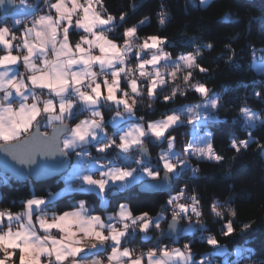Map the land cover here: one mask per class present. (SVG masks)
Returning <instances> with one entry per match:
<instances>
[{
  "label": "snow or ice",
  "instance_id": "6c2138e0",
  "mask_svg": "<svg viewBox=\"0 0 264 264\" xmlns=\"http://www.w3.org/2000/svg\"><path fill=\"white\" fill-rule=\"evenodd\" d=\"M4 3L5 0H0V5ZM20 3L24 4L25 0ZM207 3L208 0H201V5ZM26 7L30 12L24 18L13 17L11 28L7 17L0 19V46L6 49L0 55V69H3L0 70V150L11 157L12 166H27L28 170L39 172L51 166L50 158L57 157L59 163L79 168L73 175L80 183V191L97 190L105 202L110 191L119 194L133 181L147 176L150 181L144 190L169 192L165 202L172 212L168 235L174 243L183 235L178 227L181 220L187 221L186 230L207 232L199 195L193 191L187 196L188 185L175 193L172 191L174 182L185 172L199 177L200 169L191 164L193 158L216 163L225 159L216 152L211 132L197 135L183 146L182 152L177 151V138L171 135L184 123L207 127L224 106L222 95L206 83L191 82L193 69L209 75L210 70L200 62L203 49L197 45L194 51L173 59L165 51L170 43L168 37L151 35L137 43L141 40L138 27L148 21L147 17L139 25L125 28L117 39H111L108 33L114 31L117 23L126 21L128 13L121 11L119 16L113 15L105 0H37ZM136 7L134 3L132 9ZM38 11L41 14L37 15ZM28 15L32 17L30 21ZM157 15L160 25H164L167 11ZM18 27L22 28L20 42L14 43L18 39L15 33ZM76 29L84 34L73 43L70 36ZM226 47L232 53L228 60L232 61L235 50L231 45ZM203 48L212 49L213 44H204ZM17 49L22 54H13ZM133 59L134 68L130 66ZM12 66H22L25 72ZM181 68L187 69L183 76L185 88L174 87L163 101L174 102L178 94L186 95L192 90L200 95L201 102L173 109L157 120L137 117L138 97L144 95L140 78H147V96L155 100L157 90L169 80L175 81ZM37 90L46 91L47 98ZM253 95L264 101L260 91H254ZM113 107L116 111L111 117L113 130L109 134L105 111L110 112ZM240 113L250 128L264 124V119L248 107L240 108ZM81 116L84 118L80 119ZM66 121L73 123L69 125ZM42 127H51V133L42 132ZM145 140L167 144L158 153L156 165H151ZM252 142L249 133L248 139H232L230 147L240 153ZM256 143L264 154V143ZM90 149L105 154L103 158L112 151L116 155L114 160L101 163L102 157L93 156ZM133 153H138L140 158L136 159ZM73 155L78 165L72 164ZM126 160L136 167L124 166ZM185 199L190 203L181 202ZM24 204L23 212L0 210V264H104V260L107 264H214L209 257L196 260L191 242L170 249L158 239L147 251L124 246L136 239L142 243L150 241L151 231L161 230L163 211L153 217L147 211L136 214L128 204H119V211L110 214L107 219L111 222L106 223L102 216L88 213L85 200L77 201L71 211L52 212L51 218L47 212L49 206H54L51 196H33ZM222 207H227L233 218L221 227V234L227 237L236 232L237 212L228 201L221 205L217 199L210 205L211 212L221 218ZM251 228L250 222L240 225L241 232ZM52 230L62 235H52ZM164 235L161 230V237ZM203 239L214 248L221 247L215 235ZM101 251L106 253L103 260ZM244 251L249 255L254 252ZM90 256L94 258L89 259Z\"/></svg>",
  "mask_w": 264,
  "mask_h": 264
},
{
  "label": "trees",
  "instance_id": "16d2710c",
  "mask_svg": "<svg viewBox=\"0 0 264 264\" xmlns=\"http://www.w3.org/2000/svg\"><path fill=\"white\" fill-rule=\"evenodd\" d=\"M134 3L137 5L135 10L132 9ZM105 5L113 15L119 16L121 11L128 13L126 21L117 23L114 31L108 33L113 39L120 37L125 28L139 25V22L147 17L148 21L138 27V36L141 40L151 35L168 37L170 43L165 46V51L170 52L173 59L194 51L199 45L203 49L200 62L210 71L209 75L205 76L193 69L191 82H204L214 92L222 95L224 106L219 110L217 119L209 122L205 128L212 133L216 152L225 159L216 163L193 158L191 164L200 169L199 177H192L190 171L185 172L174 182L172 189L175 193L180 187L188 185L186 195L190 196L193 191L199 195L204 213L202 220L207 225V232L193 231L187 234L182 232V237L175 244L183 246L191 242L196 260L208 254L214 264H262L264 154L257 147L256 141L264 143V124L257 123L255 127L250 128L245 123L240 108L248 107L264 119V101L253 95L254 91L264 94V72L258 71L254 65L255 60H264V0H209L206 6L201 5V0H105ZM162 10L168 13L164 25H160L157 15ZM226 15L229 19H225ZM207 43H212L213 48L204 49L203 45ZM227 45H231L235 50L232 61L228 60L232 53L227 49ZM186 70L178 71L175 81L169 80L165 86L158 89L155 100L150 99L146 89L142 87L144 95L138 97L140 102L137 105V117H144L146 121L155 120L173 109L200 101V95L192 90H188L186 95L178 94L174 102L163 101V97L170 95L174 87L185 88L183 76ZM141 83L143 85L147 81ZM226 88L231 91L225 92ZM113 111L114 108L110 112L105 111L108 120ZM249 133L253 142L247 150L236 153L230 147L231 140L248 139ZM171 135L177 138V151L182 152L183 146L191 139V125L184 123L172 131ZM145 143L150 149L152 161H158V153L167 144H154L152 140H145ZM113 153L114 151L109 152L106 157L109 158ZM74 159L73 155L72 162ZM129 165L136 166L135 163ZM64 175L34 182L31 178L20 181L0 172V209L17 212L24 207V202L33 196L46 197L51 193L60 192L66 184ZM111 192L108 193L106 204L102 196L95 191L63 192L53 199L54 206H50V209L57 212L71 210V206L77 201L85 200L92 212L104 213L116 211L119 204L126 202L136 214L147 211L151 216H155L166 205L169 196V192H142L139 184L119 194ZM217 199L221 205L228 201L229 206L235 208L237 212L234 223L236 232L227 237L221 234V227L227 220L233 218L227 207L221 209L224 212L222 218L211 212L210 205ZM193 219L195 220V217ZM249 222L252 223V228L247 232H241L240 225ZM161 230L153 229L150 241L142 243L140 239H136L135 242L140 243L141 247H152L158 239L161 242L174 243L168 236L161 237ZM209 234L215 235L220 244H226L232 250L239 246L240 254L237 256L232 254L231 258L226 260L220 255L213 254L214 247L203 239ZM244 249H253L254 252L249 255ZM233 257L236 259L232 260Z\"/></svg>",
  "mask_w": 264,
  "mask_h": 264
},
{
  "label": "crops",
  "instance_id": "0c3cea01",
  "mask_svg": "<svg viewBox=\"0 0 264 264\" xmlns=\"http://www.w3.org/2000/svg\"><path fill=\"white\" fill-rule=\"evenodd\" d=\"M20 2V0H17V3H19ZM52 2H55V0H52ZM30 4V0H25V3L23 4V6H24V9H23V11H20V12H17V13H10L9 14V16H11V20H12V18L13 17H15V18H24L25 17V15H26V13H28L29 12V9L26 7V5H29ZM16 6H17V4H16ZM16 8V7H15ZM14 8V9H15ZM13 9V10H14ZM39 14H41V13H39ZM38 14V15H39ZM74 32V33H73ZM72 32V34H71V36H70V39H71V41L74 43V42H76L78 39H79V35H83L84 33H83V31L82 30H79V29H76V30H74ZM109 38H111L110 36H109ZM111 39H113V38H111ZM94 51H97V54H98V50H94ZM5 52H6V49H4L3 48V46H0V55H3V54H5ZM13 54H22V52H17V51H15L14 50V53ZM37 63H38V61H37ZM130 66H131V63H130ZM13 68H16V67H19V71L20 72H22V69H23V67L22 66H12ZM0 70H3V69H0ZM28 74V73H27ZM122 86H123V84H122ZM38 91V94H40V95H42L43 96V93H41L39 90H37ZM46 92V91H45ZM114 108V107H113ZM115 111H116V109L114 108V111H113V113H112V115H111V117L112 116H114V114H115ZM85 115H87V113H85ZM137 116V115H136ZM111 117H110V119H109V124H110V126L108 127V132H109V134H111L112 133V127H111ZM84 118V116H81L80 117V119H83ZM129 122H131V121H129ZM66 123H68V124H70L69 123V121H66ZM71 125V124H70ZM42 129L45 131V132H48L50 129H51V127H47V128H43L42 127ZM145 145H146V143H145ZM147 146V145H146ZM91 151H92V154H93V156H98L99 154H97L95 151H93L92 149H90ZM109 154V153H108ZM108 154H106V156H108ZM103 155H105V154H103ZM132 155V154H131ZM75 162H78L77 160H76V158L74 159V161L72 162V164H74ZM153 161H151V165H153V163H152ZM101 163H104L102 160H101ZM124 163H126L127 164V166H130V167H136V166H133V165H129L131 162L129 161V160H126V161H124ZM71 169V167L69 168V170H68V172L64 175V179H65V182H66V184H65V187H64V189H62L60 192H58V193H56V194H54V193H51L49 196H51L52 197V199H55V197H57L58 196V194H60V193H63V192H65V193H68V192H73V191H78V190H80V183H79V181L74 177V175H73V173H74V171H78L79 170V168H76V170H74V171H72V170H70ZM145 180H150V178L149 177H147V176H143L142 178H139L138 180H136V181H133L131 184H130V187H132L133 185H136V184H140L141 182H143V181H145ZM77 181V182H76ZM69 188H71V190H68ZM125 190V189H124ZM91 191H95V192H97L99 195H101L97 190H91ZM49 196H46V197H49ZM35 197H39V196H35ZM32 198V197H31ZM30 199V198H29ZM104 201V200H103ZM104 203L106 204L107 202H105L104 201ZM121 204H128V203H126V202H123V203H121ZM129 205V204H128ZM87 206V211H88V213H90V214H92V215H100V216H102L104 219H105V222L106 223H110L111 221H108V219H107V217L110 215V214H115V213H117L118 211H119V207H118V209L116 210V211H106V212H104V213H94V212H92L91 210H90V208H89V206L88 205H86ZM0 210H4V209H0ZM25 210V205H24V207L21 209V210H19V211H17V212H23ZM72 210V209H71ZM71 210H67V211H71ZM13 212V211H12ZM17 212H13V213H17ZM47 212L49 213V218H51V213L52 212H57V211H54V210H52V209H50V206H49V208L47 209ZM159 214V213H158ZM157 214V215H158ZM157 215H155V216H153V217H156ZM171 218H172V215L170 216ZM165 220H166V218L164 219V220H162L161 221V227L163 226V224L165 223ZM52 232H53V230H52ZM51 232V234L52 235H62V233H58L57 232V230H56V232L55 233H52ZM41 234L43 235L44 233H42L41 232ZM88 243H94V241H88ZM124 246H128V247H135V248H137V250L138 251H141V250H143V251H147V249L148 248H150V247H141V244L140 243H136V242H134V243H132V244H128V245H124ZM174 247H176V248H180L179 247V245H177V244H175V243H172V246H170L169 248L171 249V248H174ZM109 251H110V249H109ZM101 253H103V251H101L100 252V254ZM99 254V255H100ZM94 257H89V259H93ZM43 259V258H42ZM100 259H101V257H100ZM104 264H106V263H104Z\"/></svg>",
  "mask_w": 264,
  "mask_h": 264
},
{
  "label": "water",
  "instance_id": "95a60500",
  "mask_svg": "<svg viewBox=\"0 0 264 264\" xmlns=\"http://www.w3.org/2000/svg\"><path fill=\"white\" fill-rule=\"evenodd\" d=\"M17 4V0H5V3L0 5V12L9 15L13 9L16 7ZM70 125V124H69ZM42 132H45L42 128H41ZM52 128L48 131L49 133H51ZM154 144H157L154 142ZM149 153H150V149L148 146H146ZM151 154V153H150ZM40 159H44V158H40ZM152 155H151V161H152ZM14 162L11 161V157L8 156L6 153H4L2 150H0V172L10 176L11 178L20 180V181H26L28 178H31L34 182L37 181H41V180H46L49 178H53L56 176H61L63 174H66L69 170V166L65 163H59V158L57 157H52L50 158V167L47 170L44 171H30L28 170L27 166H20V165H15L12 166ZM150 180H145L143 182H141L139 184V189L142 192H156V191H160V192H165L167 193L168 191L165 190H160V189H155V190H144V186L149 182ZM111 194H114L113 192H111ZM171 222V220L169 221V223ZM168 223V224H169ZM179 229L181 232H183V227L182 224H179ZM168 226H167V236L170 239L171 238L168 235Z\"/></svg>",
  "mask_w": 264,
  "mask_h": 264
},
{
  "label": "rangeland",
  "instance_id": "374dc122",
  "mask_svg": "<svg viewBox=\"0 0 264 264\" xmlns=\"http://www.w3.org/2000/svg\"><path fill=\"white\" fill-rule=\"evenodd\" d=\"M208 1H209V0H208ZM23 9H24L23 4L19 2V3H17V6H16V8L12 11V13H17V12L23 11ZM141 41H142V40H137V43H140ZM254 65H255V67H256V69H257L258 71H260V72H264V60H262V61L255 60ZM182 69H184V68H181L180 70H182ZM162 70H164V69L162 68ZM167 70H168V71H171V68H168ZM180 70H178V71H180ZM177 73H178V72H177ZM144 80L147 81V78H142V79L140 78V82H142V81H144ZM143 88H144V89H147V83H146V84H143ZM200 102H201V100L198 101V102H196V103H191V104H187V105H193V104H197V103H200ZM185 106H186V105H185ZM257 114H258V113H257ZM258 115H259V114H258ZM259 116H260V115H259ZM260 117L262 118V116H260ZM161 118H162V117H161ZM161 118H158V119H161ZM182 118H183V117H182ZM155 120H157V119H155ZM245 123L247 124L246 120H245ZM188 124H189V123H188ZM190 125H191V129H192V136H191L190 141L194 140V138H195L197 135L203 136V135L205 134V132H209L205 127H202V126H199V125H194V124H190ZM247 125H248V124H247ZM166 148H167V146L164 147V148H162V149H166ZM152 163H153V165H156V164H157V161H154V162H152ZM73 165H74V166H75V165H78V162H75ZM70 170L74 171V170H76V168L71 167ZM187 196H189V195L187 194ZM181 202H184V203H190V200L185 199V200H182ZM171 215H172V213H171ZM171 215H170V216H171ZM170 216H169L168 219L165 220V223L163 224V226L161 227V229H163V228L165 227V229L167 230V226H168L169 220L172 219ZM193 220H194V219H193ZM180 223L182 224V227H183V233H186V234H187V233H192V232L194 231V230H186V229H185L184 226L187 224V221L181 220ZM220 245H221V247H215V248H214L213 254L222 256L224 260L231 258L232 254L235 255V256L238 255V254H237V251H238V249H240L239 246H235L234 250H232V249H230L229 246L226 245V244H220ZM168 247H170V246H168ZM179 247H182V246L179 245ZM205 257H209V255H208V254H205V255L203 256V258H205ZM203 258H201V259H203ZM235 259H236V258H234V257L232 258V260H235Z\"/></svg>",
  "mask_w": 264,
  "mask_h": 264
},
{
  "label": "built area",
  "instance_id": "2783aa9c",
  "mask_svg": "<svg viewBox=\"0 0 264 264\" xmlns=\"http://www.w3.org/2000/svg\"><path fill=\"white\" fill-rule=\"evenodd\" d=\"M37 2V0H30V4L29 5H31V4H34V3H36ZM41 7H43V5H41ZM29 12H30V9H29ZM40 12L38 11L37 12V15L39 14ZM4 17H7L8 18V26L11 28L12 27V23H11V16H9V15H7V14H4V13H1L0 12V19H3ZM27 19L30 21L31 19H32V17L30 16V15H28L27 16ZM29 26H31L30 24H29ZM21 32H22V28H16L15 29V33H16V36H17V41H15L14 43H19L20 42V40H19V38H20V36H21ZM15 51H17V52H21V50H19V49H17V50H15ZM145 58H147V57H145ZM38 63H39V61H38ZM130 63H131V67H135V64H133V63H136V60L135 59H133V60H131L130 61ZM25 72V69L23 68L22 69V73H24ZM27 74V73H26ZM142 79V78H141ZM43 96H44V98H47V93L46 92H44L43 93ZM144 118V117H143ZM144 120H145V118H144ZM146 121V120H145ZM93 155V154H92ZM115 155H116V152L114 151V153H113V155L112 156H110L109 158H103V157H105V155H103V154H99V156L100 157H102L101 158V160L103 161V162H106L107 160H114V157H115ZM133 156V155H132ZM134 157L136 158V159H139L140 157H139V154H137V155H134ZM124 166H126L125 164H124ZM164 212L165 213V218L166 219H168L169 218V216L171 215V208L169 207V206H167V205H165L160 211H159V213H161V212ZM163 230V232L165 233V237L167 236V230L165 229V227L162 229ZM56 232V230H53V232L52 233H55ZM163 244H167L168 246H172V243H170L169 241H165V242H162ZM105 255H106V253H101L100 254V257H101V259L103 260L104 259V257H105ZM211 258V257H210ZM199 260H201V259H199ZM198 260V261H199ZM211 260H212V258H211ZM104 263H106L107 264V261L106 260H104Z\"/></svg>",
  "mask_w": 264,
  "mask_h": 264
}]
</instances>
